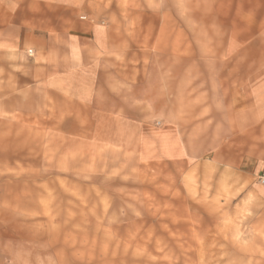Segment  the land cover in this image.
<instances>
[{
	"label": "rangeland",
	"instance_id": "1",
	"mask_svg": "<svg viewBox=\"0 0 264 264\" xmlns=\"http://www.w3.org/2000/svg\"><path fill=\"white\" fill-rule=\"evenodd\" d=\"M262 27L264 0H0V264H264Z\"/></svg>",
	"mask_w": 264,
	"mask_h": 264
},
{
	"label": "crops",
	"instance_id": "2",
	"mask_svg": "<svg viewBox=\"0 0 264 264\" xmlns=\"http://www.w3.org/2000/svg\"><path fill=\"white\" fill-rule=\"evenodd\" d=\"M235 5V3L233 2V6ZM233 6H232V10H234V8H233ZM249 16H250V14H249ZM229 26L230 27H237V28H235V29H233V30H230V35H229V37H228V42L230 43V44H233V49H234V45H235V43L236 42H238V36L240 35V36H242L241 34H240V31H238V24L234 21V22H232L231 24H229ZM247 28H248V30H247V34H244V36H246V35H248L247 37H245L244 39H243V41H247V42H250V41H252L254 38H252V37H257V36H259L261 33H260V31H256V30H254L253 28H251V26H250V24L248 23V25L246 26ZM264 27H262L261 29H263ZM241 30V29H240ZM30 34H35V33H33V32H31ZM91 34H93V37L91 38L94 42H96V48H99V49H101V47L103 46V40H102V32L100 31V30H98V29H96V28H92L91 29ZM36 37H37V39H42V40H44V34L42 35V34H36ZM103 41V42H102ZM33 48L35 49V51H37V52H42V54L44 55V57H46L47 56V53H48V48L46 47V42L43 44L42 43V45H35V44H33ZM235 48H237V47H235ZM33 52V51H32ZM234 56H235V52H234ZM50 58H52V56H49V59ZM85 56H83V58L81 57V59L84 61L83 63H85ZM84 65V64H83ZM85 66V65H84ZM232 86H234L235 87V85L236 84H234V83H230Z\"/></svg>",
	"mask_w": 264,
	"mask_h": 264
},
{
	"label": "built area",
	"instance_id": "3",
	"mask_svg": "<svg viewBox=\"0 0 264 264\" xmlns=\"http://www.w3.org/2000/svg\"><path fill=\"white\" fill-rule=\"evenodd\" d=\"M27 55L31 57L33 55L32 50H28ZM257 182L259 183L260 186L264 188V172L257 177Z\"/></svg>",
	"mask_w": 264,
	"mask_h": 264
}]
</instances>
